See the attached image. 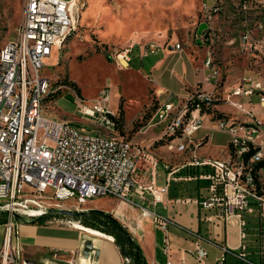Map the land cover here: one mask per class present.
<instances>
[{"label": "built area", "instance_id": "2783aa9c", "mask_svg": "<svg viewBox=\"0 0 264 264\" xmlns=\"http://www.w3.org/2000/svg\"><path fill=\"white\" fill-rule=\"evenodd\" d=\"M73 6L76 8L75 0H23L14 35L6 38L5 46L0 48V210L6 211L2 221L0 264L30 263L24 257H18L16 251L15 214L41 215L50 207H61L60 202L64 199H72L75 208L86 209L77 205L93 195H111L138 206L140 217H149L162 229L169 220L166 215L131 199L132 194L143 199L147 192L153 203L160 199L166 185H156L153 180L141 182L135 177L139 160L146 161L151 173L158 161L145 144L132 141L121 133L117 114L105 105L108 88L101 87L88 104L68 83L57 78L50 80L40 73L51 50H58L65 40V31L75 26ZM217 8L216 4H203V19ZM205 26L194 31L195 38L201 42L207 39ZM250 36L246 29L241 39L247 41ZM246 43L256 48L250 41ZM134 46L141 58L162 45L152 40H128L112 45L106 53L117 68H123L128 66L129 52ZM173 46L179 48L180 43L175 41ZM262 61L264 65V54ZM201 62L209 69L205 80L210 83V88L194 90L174 102L157 100L150 112V116L161 123L160 131L175 130V139L166 141V149L176 152L183 146L191 147L188 160L180 163L182 173L175 174L167 161L163 162V167L167 180L204 179L205 192L194 197L195 203L202 209L212 208V214L220 220L236 219L243 225L244 212L257 211L259 215L264 212V123L251 112L249 98V106L245 107L230 97H249L257 92L258 101L264 104V80L262 76L242 75L238 83L223 94L215 89L219 70L207 47ZM56 86L59 89L63 86L74 94L78 116H83V123L67 124L55 119L46 111L45 101L39 102L40 93ZM193 98L197 100L198 108L189 111L190 122L184 123L183 128L174 129L175 116L187 111L186 102ZM217 99L233 105L243 115H248L249 120L228 115L212 117L206 108H213L212 100ZM164 103L173 104L171 118H164ZM204 113L217 128L227 133L229 158L226 160L196 152L199 141L192 133L201 126ZM91 118L98 122V129L89 130L85 126L84 119ZM99 124H106V131H117L118 140L102 139ZM259 132L261 136L256 140ZM243 159L247 161L248 173L245 184L238 185L237 161ZM242 234L240 230L239 235ZM163 249L166 251V246ZM205 252L201 245L191 249L198 264H204ZM237 253L246 260L244 253ZM124 260L128 261V258L124 257ZM165 264L173 263L166 259ZM213 264H223V255Z\"/></svg>", "mask_w": 264, "mask_h": 264}, {"label": "rangeland", "instance_id": "374dc122", "mask_svg": "<svg viewBox=\"0 0 264 264\" xmlns=\"http://www.w3.org/2000/svg\"><path fill=\"white\" fill-rule=\"evenodd\" d=\"M203 4H216L218 8L203 19ZM74 10L75 26L71 28L58 50L53 48L45 58L46 62L40 68V73L50 80L57 78L64 81L69 86V82H72L77 94L88 104L105 85L108 88L105 105L120 116L122 132L132 141L155 134L158 125H155L152 116L138 131L136 129L140 123L137 121L144 111L148 110L150 113L155 107L157 101L155 96L159 94L157 84L168 89L173 85L178 74L177 71L172 73L166 69L154 78L155 72L149 67L157 58L163 56L161 46L154 53H147L148 55L144 56L140 63L135 50L137 48L134 46L129 52L131 59L128 60V66L117 68L106 53L114 44L128 40H152L164 46L177 40L182 47L179 59L186 58L185 56L189 54L187 58L195 73L198 65L203 66L201 59L207 47L220 74V81L215 88L217 91L233 86L242 75L252 74L254 64L257 68L255 71L259 70L258 73H263L261 76L263 75L264 80L262 61L264 0H76ZM20 13L21 8L18 7L17 12L15 10L10 14L14 25L7 31L8 38L14 35ZM207 24L209 25L205 26ZM204 26L207 39L198 43L194 31H199ZM246 29L251 35L247 41L258 44L261 50L258 49V45H255L254 49L247 45V41L241 39L242 32ZM196 47H202V52L197 53ZM176 54L178 55L177 52ZM172 55L173 53H169L165 60ZM256 57L257 63H254L252 59ZM207 71L208 68L205 74ZM200 83L199 80H195L193 84L185 82L181 89L184 93L182 96L197 90ZM51 88L52 93L44 102L46 111L56 117L70 119L73 124L83 123L78 116L74 94L63 86L60 89L59 86ZM169 91L168 89L167 92H163L162 96ZM251 101L252 113L258 118H264V105H259L257 96H252ZM216 102H221L217 103V108L228 111L229 114L236 116L234 118L249 120L248 115H243L233 105L221 99H217ZM240 102L245 107L249 106L247 98H241ZM189 103L188 107L191 104ZM143 120L144 118L141 122ZM201 120L204 123L210 122L207 116H203ZM92 121L94 122L93 119L89 122L84 121L89 130L93 127ZM221 131H214L215 141L224 140L225 135ZM260 134V132L256 134V140H259ZM162 137L166 141L169 140L165 135ZM131 199L135 203L146 204L156 210L153 205L145 203L144 199L141 200L136 194H132ZM117 200L120 199L111 195H93L77 207L89 205L91 208L97 207L112 213L113 205ZM74 204L72 199H64L60 202L61 207L79 209L75 208ZM18 217L29 220L35 216L18 215ZM18 217L15 216V225L17 220L20 221ZM36 222L63 224L75 228H97L85 225L67 213L48 215Z\"/></svg>", "mask_w": 264, "mask_h": 264}, {"label": "crops", "instance_id": "0c3cea01", "mask_svg": "<svg viewBox=\"0 0 264 264\" xmlns=\"http://www.w3.org/2000/svg\"><path fill=\"white\" fill-rule=\"evenodd\" d=\"M22 2L23 0H0V48L4 46L5 39L8 38V29L14 25L10 14L15 10L17 12L18 7L22 9ZM197 41L199 40L197 39ZM173 43L164 46L162 44L161 53H163V56L157 58L149 67L155 72L154 78L161 75L166 69L172 73L177 71L178 74L173 85L168 88L170 90L168 94L162 96V93L167 92L168 89L157 84L160 89V91L157 90L160 97L159 94L155 96L157 100L169 99L172 102L180 100L184 94L181 89H183L185 82L193 84L195 80H199L201 83L198 89L202 90L211 87L210 83L205 80L207 74H205V70L207 68L198 65V70L195 73L187 58L189 54L185 56L186 58L179 59L182 47L175 48ZM198 43H201V41ZM254 45L258 44L254 43ZM258 49L261 50L259 45ZM135 50L140 63L141 59L148 54L140 58L137 49ZM175 52L178 55H175ZM196 52L201 53L202 47H196ZM169 53H173V55L165 60ZM252 54L256 55V53ZM252 61L257 63V57L253 58ZM253 67L254 70L251 73L255 78L263 74L258 73L259 70L255 71L257 69L255 64ZM218 77L219 83L220 74ZM227 89L222 91L223 94ZM252 96H257V92H253L249 97L231 95L230 98L238 102L241 98H249L251 103ZM217 103L221 102L214 103L213 108L215 110L227 113L230 117H236L229 114L228 111L217 108ZM259 105L263 106L264 104L259 102ZM259 112L261 113V111ZM149 116L150 114L144 117V122L137 127V131L148 122ZM203 116H207L210 122L204 123L202 121L201 126L192 133L193 137L199 141L196 152L225 158L228 139L226 131L222 130L225 135L224 140L215 141L213 133L221 129L218 130L207 113ZM260 119L264 123V118L261 117ZM154 123L158 125L154 135L150 137L142 136V138L133 140L145 144L155 154V160L158 162L153 168L154 172L151 173L149 166L143 159L137 162L134 172L135 177L141 182L153 180L156 185L165 183L166 189L160 194L159 200L152 203L147 192L143 199L145 203L153 205L159 214L166 215L169 218L168 223H166L165 229L160 228L149 217H140L138 206L125 200H117L112 208V214L120 219L121 223L128 228L134 239L137 240L147 264H165L166 259L171 260L173 264H198L193 254H191V249H194L196 245H201L206 250V255L203 257L204 264H213L220 255H223V264H264V212L260 215L257 211L244 212L243 219L245 223L239 225L236 219L224 221L215 217L212 214V208H200L195 203L194 197L205 192L206 181L194 178L167 180V174L163 167V162L167 161L170 167L175 169V174L182 173L184 170L180 163L188 160L192 154L191 147L185 151H169L165 147L166 139L162 137L163 132L160 131L161 123H157L155 120ZM120 129L123 134L121 122ZM158 137L163 138L164 142L163 139H158ZM167 137L169 140L175 139V136ZM84 207L91 208L89 205ZM19 220H17L14 239L16 251L20 258H35L37 259L36 264H124L125 262L124 256L119 253L112 236L97 228H75L63 224L40 223L27 218ZM240 230L243 232L242 235H239ZM3 233L4 226L0 221V246L2 245ZM85 238H89L93 246H96L95 253L93 250L87 252L83 250V239ZM164 238H166V242ZM164 246H166V251L163 249ZM237 252L244 253L247 259L244 260L239 257Z\"/></svg>", "mask_w": 264, "mask_h": 264}, {"label": "trees", "instance_id": "16d2710c", "mask_svg": "<svg viewBox=\"0 0 264 264\" xmlns=\"http://www.w3.org/2000/svg\"><path fill=\"white\" fill-rule=\"evenodd\" d=\"M68 35V34H67ZM66 35V36H67ZM70 86L74 88V84L69 82ZM75 89V88H74ZM76 90V89H75ZM195 98L191 100V104L189 107L192 106V102ZM217 100H212V102H216ZM207 112L210 111V115L214 116H227V113H223L221 111H217L214 108H206ZM148 110L144 111L141 114L140 119L137 121L141 125L142 118L144 116L150 114ZM120 120V116H118ZM144 122V120H143ZM160 137H158L159 139ZM161 139V138H160ZM254 149V148H252ZM62 212H58L55 209L48 210L43 214L35 217H31L29 220L31 221H38L40 218L46 217L48 215H55L61 214ZM69 216L78 219V221L82 222L85 225H89L91 227H97L104 233H108V235L112 234V240L116 243L119 253L128 258V261H125L124 264H147L145 257L142 255L140 246L136 239L132 236L131 232L128 228L121 223L113 214L109 211L103 210L101 208L93 207V208H86V209H76L73 210L71 213L68 214ZM18 217V214H15ZM6 218V212L0 210V221H4ZM238 255V253H237ZM245 259H247L245 257Z\"/></svg>", "mask_w": 264, "mask_h": 264}, {"label": "bare ground", "instance_id": "6f19581e", "mask_svg": "<svg viewBox=\"0 0 264 264\" xmlns=\"http://www.w3.org/2000/svg\"><path fill=\"white\" fill-rule=\"evenodd\" d=\"M70 31H65L64 34V38L66 37V35L69 33ZM5 46V44H4ZM4 46H2L1 48H3ZM52 93V88H48L46 89L45 93H40L39 94V102L40 101H45L46 98ZM191 103V101H187V111H182L181 115H176L175 119H174V129L175 128H183L184 127V123H189V111L194 110L196 108H198V103L197 100H194L192 102V106L189 108L188 107V103ZM189 103V104H190ZM173 112V104L171 103H164V118H171V114ZM55 119H58L64 123L67 124H73L72 121L70 119H65V118H59L55 116ZM80 120H83V116H79ZM94 120V122L92 121L91 123L93 124L92 129H98V122L96 121L95 118H91ZM85 122H89L90 119H84ZM99 131H101V138L102 139H109V140H118L117 139V131L115 130H108L106 131V124H99ZM163 135L167 136H175V130L173 129H166L165 131H162ZM188 148H190V146H183L182 150H177V151H185ZM227 151V150H226ZM211 156V155H208ZM211 157H215V156H211ZM226 158H229V152L227 151V155L225 158L223 157H217V159L219 160H226ZM237 169H238V174L236 175V182L238 185H244L245 184V176H247L248 173V169H247V161L246 159L243 160H238L237 161ZM147 218V217H146Z\"/></svg>", "mask_w": 264, "mask_h": 264}, {"label": "water", "instance_id": "95a60500", "mask_svg": "<svg viewBox=\"0 0 264 264\" xmlns=\"http://www.w3.org/2000/svg\"><path fill=\"white\" fill-rule=\"evenodd\" d=\"M49 209L50 210L55 209L58 212L67 213V214H69V213H71L73 211L72 209H68V208H65V207H59V208L50 207ZM83 240H84L83 241V250L86 251V252L93 250V252L95 253L97 249H96V246H93L92 241L89 238H85ZM23 259L25 261L28 260L30 262V263H27V264H36V261H37V259L29 258V257H27V258L24 257ZM43 264H45V263H43Z\"/></svg>", "mask_w": 264, "mask_h": 264}, {"label": "flooded vegetation", "instance_id": "af4514ba", "mask_svg": "<svg viewBox=\"0 0 264 264\" xmlns=\"http://www.w3.org/2000/svg\"><path fill=\"white\" fill-rule=\"evenodd\" d=\"M38 264H41V263H38Z\"/></svg>", "mask_w": 264, "mask_h": 264}]
</instances>
